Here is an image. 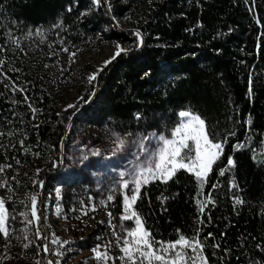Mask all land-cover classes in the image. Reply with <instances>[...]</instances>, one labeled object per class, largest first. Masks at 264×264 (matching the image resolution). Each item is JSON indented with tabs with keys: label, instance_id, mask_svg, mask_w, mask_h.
<instances>
[{
	"label": "trees",
	"instance_id": "1",
	"mask_svg": "<svg viewBox=\"0 0 264 264\" xmlns=\"http://www.w3.org/2000/svg\"><path fill=\"white\" fill-rule=\"evenodd\" d=\"M108 3L110 12L104 0L100 6L92 0H0V181L21 195L27 168L40 160L42 169L26 191L29 200L37 195L38 210L43 189L53 188L58 178L61 150L77 121L74 109L53 111L40 81L26 64L13 60L7 41L14 32L50 30L62 17L66 31L78 36L94 32L103 40L130 46L127 55L104 67L92 83L85 99L93 88L95 96L90 104L82 103L79 121L120 134L165 132V123L170 129L178 111L191 106L218 137L236 132L218 161L226 165L231 155L235 168L221 176L214 165L203 189L186 170L166 183L155 180L141 188L135 207L145 227L157 239L171 241L178 238L177 229L189 238L200 229L209 264H259L264 261V251L256 248H264V163L253 161L252 149H257V161L264 160V0ZM81 12L87 14L80 17ZM137 30L144 41L139 48ZM146 68L152 69L150 82L140 79ZM15 85L23 91H15ZM138 111L143 113L139 121L134 118ZM248 135L252 140L234 150ZM7 209L12 213L13 206ZM42 248L38 241L32 244L35 259L46 264Z\"/></svg>",
	"mask_w": 264,
	"mask_h": 264
},
{
	"label": "rangeland",
	"instance_id": "2",
	"mask_svg": "<svg viewBox=\"0 0 264 264\" xmlns=\"http://www.w3.org/2000/svg\"><path fill=\"white\" fill-rule=\"evenodd\" d=\"M118 26H121V22H118ZM41 29V32L35 30L28 34H10L7 48L13 60L16 58L26 64L40 81L56 114L70 110L71 108H67L69 104L77 103L81 107L82 102L78 101V97H86L94 82L90 83L88 77L96 72L99 75L101 71L98 70L104 69L103 62L114 54L117 44L128 51L130 49L127 44L103 40L94 32L78 36L74 31H66L63 26L50 30ZM63 48L68 51H63ZM72 53H75V56H72ZM14 90L22 92L16 85ZM79 112L80 110L75 114L76 124L61 150L58 178L53 182V188L43 189L39 198L37 214L41 216L39 225L45 231L43 238H37L35 235L39 225L31 218L30 200L26 193L29 191L28 187L36 182L39 173L37 170L42 169L40 160H35L32 166L27 168L25 187L21 190V195L13 194L9 191L8 182L0 181L6 182L0 187L3 195L0 198L5 199L6 209L9 204L13 206L12 213L8 212L10 238L5 241L0 234V264H36L32 244L38 241L42 245H50L55 237H59L61 241H69L62 249L64 256L60 258V264H99L92 251L96 244L102 245L99 251L103 252V245L111 242L110 254H120L116 236L108 224V213H112L113 224L118 226L122 222L120 217L123 212V190H117L115 199L108 201L114 174L104 165L86 168L80 162L82 154L92 148H100L106 155L107 150L113 146V132L79 121ZM132 134L122 135L132 140L137 133ZM100 159L90 156L93 161ZM115 162L116 158H113L112 163ZM57 188L61 189L59 196L56 193ZM92 205H95V210ZM21 213H27L28 217L33 219L32 224H26ZM124 223L132 225L134 221ZM25 236L27 239H24ZM25 244H28L27 248L24 247ZM56 259L57 257L53 261ZM108 264L113 262L110 260ZM115 264H120V261L117 259Z\"/></svg>",
	"mask_w": 264,
	"mask_h": 264
},
{
	"label": "snow or ice",
	"instance_id": "3",
	"mask_svg": "<svg viewBox=\"0 0 264 264\" xmlns=\"http://www.w3.org/2000/svg\"><path fill=\"white\" fill-rule=\"evenodd\" d=\"M101 2L102 0H92V3L96 6H100ZM104 2L107 3L110 12L112 5L108 3V0H104ZM66 10L69 13L73 11L71 3ZM86 14V12H81L80 17ZM113 19L115 20L116 18L113 17ZM62 26V17H57V21L51 27L60 28ZM36 31L41 32L42 29L38 27ZM135 36L137 37L136 47H142L144 41L139 30L135 31ZM62 50L68 51L67 48H63ZM215 51L219 54L221 49L217 48ZM127 52L128 49L122 48L117 44L114 54L103 62L105 67L117 57L121 56L122 53L127 55ZM192 55H195V53ZM72 56H75V53H72ZM0 65H3V61H0ZM45 66L47 67V65ZM102 70L100 69L98 71ZM97 75L98 72L91 74L88 77L89 82L95 81ZM151 77V68H146L140 74V79H147L149 82ZM164 87V94L167 95V86ZM249 91L251 92V88H249ZM94 96L95 89L93 88L87 99L80 96L78 97V101H81L83 104H90ZM25 100H27V97H25ZM29 108H31V105H29ZM67 108L74 109L73 115L80 110V106L77 103L69 104ZM31 110L33 113L37 111L34 108ZM134 118L137 121L141 120L143 113L138 111ZM247 124L249 125V132H251L250 126L252 121L250 118ZM164 127L165 132L153 131L151 133H137L132 140H128L126 136L120 133L113 132V146L107 150L106 155L104 150L92 148L87 153H83L80 158V162L86 168L104 165L110 173L114 174L112 184L110 185V194L107 196L108 201L115 199V192L117 190H123V212L120 217L122 222L118 226L113 224L112 213H108V224L113 230V235L116 236V245L120 248V254L118 256H112L110 254L109 248L111 242L103 245L105 249L103 252L99 251L102 245L96 244L92 248V251L99 264H108L110 260L115 264L117 259L120 261V264H209V258L204 252L207 245L200 238V229H197L191 238L180 233V230L177 229L178 238L175 241L157 239L152 231L145 227V222L135 205L140 196L141 188L144 185L154 180H160L166 183L179 170H186L192 174L199 188L203 189L208 182L210 173L214 170V165L217 166L221 176L226 171L235 168V160L231 155L227 157L226 165H218V161H220L224 153V147L228 143V138L235 136L236 132L235 130H230L224 137H218L217 133L209 130L206 120L198 112L194 111L191 106L178 111V121L170 129L166 123ZM127 135L132 136L133 134L128 133ZM2 136H4V133L0 132V137ZM251 140V135H248L243 142L238 140L233 146L234 150L244 148ZM20 144L23 146L24 141L21 140ZM90 156L101 159L93 161L90 160ZM113 158H116L115 163H112ZM252 159L254 162L264 163V160L257 161L256 148L252 149ZM7 167L10 168L11 165H7ZM3 171L4 167L0 166V172ZM37 172H39V169ZM5 183L0 182V187L4 186ZM40 183L42 184V182ZM211 186L213 188L216 187V185ZM236 186L233 182L232 187ZM60 191V188L56 189L58 196L60 195ZM208 200L212 201V197L208 196ZM236 202L244 203L239 198H236ZM92 208L95 210V205H92ZM199 210L200 212L204 211L203 204H201ZM30 214L31 218H34L35 221H40L41 216L37 214L36 194L30 196ZM21 215L24 216L26 224H32L33 219H30L27 213H21ZM8 220L9 213L5 207V199L0 198V234L3 235L5 241L10 238ZM128 221H134V224L128 225L124 223ZM35 235L37 238H43L41 230L38 227ZM212 235V233L208 234V236ZM24 239H27V237L25 236ZM52 243L60 245V249L53 253L57 259L55 261L48 259L46 264H60V258L64 256L62 249L69 241H61L59 237H55ZM5 246L7 247V243ZM24 247L27 248L28 244H25ZM42 247L45 253L50 251L48 244L45 243ZM214 247L218 248L219 245H214ZM256 248L264 251V248H261L260 244H257ZM36 264H41V262L37 261ZM253 264H258V262L253 261ZM259 264H264V261L259 262Z\"/></svg>",
	"mask_w": 264,
	"mask_h": 264
},
{
	"label": "built area",
	"instance_id": "4",
	"mask_svg": "<svg viewBox=\"0 0 264 264\" xmlns=\"http://www.w3.org/2000/svg\"><path fill=\"white\" fill-rule=\"evenodd\" d=\"M48 246H49V248H50V251L47 252V253L43 252V253L45 254V258H46V260H48V259H52V260H54L55 256L53 255V253H54L56 250L59 249V246H60V245L51 243V244L48 245Z\"/></svg>",
	"mask_w": 264,
	"mask_h": 264
}]
</instances>
